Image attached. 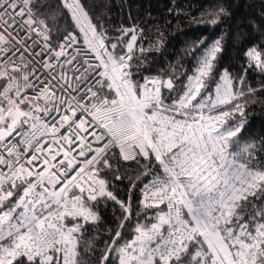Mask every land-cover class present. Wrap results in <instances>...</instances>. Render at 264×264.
I'll use <instances>...</instances> for the list:
<instances>
[{"label": "snow or ice", "instance_id": "1", "mask_svg": "<svg viewBox=\"0 0 264 264\" xmlns=\"http://www.w3.org/2000/svg\"><path fill=\"white\" fill-rule=\"evenodd\" d=\"M154 27L145 49L142 25L110 31L86 0H0V264H264V137L243 136L264 30L140 75ZM228 39L238 76L218 67Z\"/></svg>", "mask_w": 264, "mask_h": 264}, {"label": "trees", "instance_id": "2", "mask_svg": "<svg viewBox=\"0 0 264 264\" xmlns=\"http://www.w3.org/2000/svg\"><path fill=\"white\" fill-rule=\"evenodd\" d=\"M39 2L44 3L46 0ZM86 3L90 11L100 16L109 26L110 31L121 25H142L145 39L140 43L145 49L149 48L150 42L155 43L154 25L161 27L164 43L158 51H146L141 55L140 75L166 74L172 67H176L178 71L187 69L190 73L194 61L189 52L196 46L199 38L208 37L211 40L221 32L234 37L237 33L244 32L251 34L253 39H259L260 31L264 30L261 28L264 26V0H86ZM220 6L228 9L230 18L215 27L198 23L203 18V13L215 12ZM169 8L174 11L170 13ZM148 13H151V20ZM111 34L115 35L114 32ZM234 43L233 39H228L227 50L218 67L221 71L228 68L233 75L238 76L242 72L244 61L237 58ZM262 82L264 76L259 72L249 71L247 83L253 88H259ZM255 99L256 103H249L245 111L247 124L244 137H264V93L258 92ZM126 184L127 182L118 186L122 198L127 194ZM138 195L134 194V203ZM111 215L112 210L109 208L105 216L110 219Z\"/></svg>", "mask_w": 264, "mask_h": 264}]
</instances>
